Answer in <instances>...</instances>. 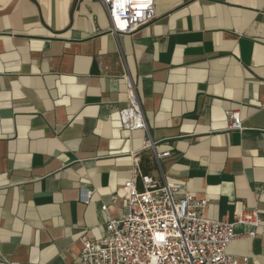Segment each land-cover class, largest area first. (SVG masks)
<instances>
[{"label":"crops","instance_id":"crops-1","mask_svg":"<svg viewBox=\"0 0 264 264\" xmlns=\"http://www.w3.org/2000/svg\"><path fill=\"white\" fill-rule=\"evenodd\" d=\"M154 15L116 37L97 0H0V264H79L138 173L206 198L210 219L264 214V0H155ZM123 74L167 158L122 130ZM235 109L242 132L226 130ZM247 231L227 253L264 264Z\"/></svg>","mask_w":264,"mask_h":264},{"label":"built area","instance_id":"built-area-1","mask_svg":"<svg viewBox=\"0 0 264 264\" xmlns=\"http://www.w3.org/2000/svg\"><path fill=\"white\" fill-rule=\"evenodd\" d=\"M97 1L107 16L110 33L116 37L135 34L155 17V0ZM122 77L126 105L118 111L120 126L127 132L142 130L148 135L134 84L128 74ZM226 130L243 131L237 109L228 112ZM143 148L154 151L149 135ZM154 156L156 160L167 158L169 151H154ZM92 195L93 191L86 190L83 201L88 202ZM117 199L123 200L125 212L106 218L99 240L81 238L79 264H237V258L227 253L235 239L234 228L246 227L248 239L258 232L264 234V214L256 209L241 210L232 222L210 219L205 215L206 198L139 173L116 190L112 203ZM107 208L101 205L100 210L106 213Z\"/></svg>","mask_w":264,"mask_h":264}]
</instances>
